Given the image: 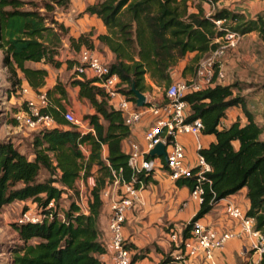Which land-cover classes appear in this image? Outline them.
<instances>
[{
    "label": "trees",
    "instance_id": "1",
    "mask_svg": "<svg viewBox=\"0 0 264 264\" xmlns=\"http://www.w3.org/2000/svg\"><path fill=\"white\" fill-rule=\"evenodd\" d=\"M71 1L0 0V49L4 63L21 74L18 83L34 90L46 84L47 69L27 66L28 62L72 70L82 48L106 47L113 54L107 63L110 73L118 75L126 85L121 91L135 103L133 87L145 92L146 77L167 86L179 60L191 52L203 55L215 50L218 45L214 39L223 36L226 29L240 36L256 30L264 40L261 15L246 19L242 13L216 7L217 0H94L83 13L99 19L105 32L68 36L74 57L61 60L59 46L68 27L53 13L56 8L67 9ZM204 3L210 6L209 14ZM27 4L30 7L23 8ZM219 19L224 21L217 27ZM189 68L185 66L184 71ZM217 72L216 68L213 86L184 97L190 105L188 120L200 119L202 133L213 134L215 140L198 152L211 171L206 174L209 181L204 183L199 209L182 227V237H187L192 224L221 199L246 187L250 203L247 215L255 218V227L264 238V140L260 139L264 124L255 122L245 99L234 94L235 84L217 81ZM71 78L70 82L58 79L52 88L45 89L50 104L42 113L51 115L56 125L32 130L31 157L10 140H0V209L15 201H30L42 216L38 223L14 222L21 244L13 248L7 264H106L100 258L107 252L99 227L108 202L102 191L112 185L115 175L131 180L128 154L123 149L131 129L122 112L109 104L104 89L93 83L94 78L78 75L75 70ZM68 84L77 87V98L93 109L83 115L88 131L64 119L61 101L69 103ZM239 105L246 122L236 119L220 128L227 110ZM42 170L47 173L44 178H40ZM89 177H93L90 186ZM137 177L145 183L150 179L144 173ZM78 180L88 187L87 212L77 200L81 194ZM175 184L192 190L193 178H180ZM64 197L70 200L67 208L60 205ZM128 247L136 249L131 243ZM149 249L134 252L132 262L144 258ZM174 250L171 244L159 264H184L171 255ZM258 264H264V252Z\"/></svg>",
    "mask_w": 264,
    "mask_h": 264
},
{
    "label": "built area",
    "instance_id": "2",
    "mask_svg": "<svg viewBox=\"0 0 264 264\" xmlns=\"http://www.w3.org/2000/svg\"><path fill=\"white\" fill-rule=\"evenodd\" d=\"M223 21L216 20V26L220 27ZM240 37L238 33L226 29L223 36L214 39L218 46L209 53V58L197 63L193 76L171 81L165 87V99L162 102L154 103L145 94L146 102L140 108L121 91L126 85L120 81L117 74L110 73L107 62H104L95 50L86 48L80 50L78 63L73 69L78 75L85 73L95 79L93 83L104 89L109 104L122 112L124 121L131 130L142 122L143 116L151 115L155 118L145 123L141 148L138 142H129L126 153L132 171L131 180L126 181L120 175H115L112 185L102 191V196L108 200L110 209L107 220L111 257L109 264H136L132 262L134 252L128 247L124 237L125 222L128 213L139 200V192L151 185L157 176L167 175L173 182L180 178L192 177L193 187L190 195L197 201H202L204 183L209 181L206 174L211 171V167L198 153L204 148L201 143L196 145V164L191 165L187 159L186 148L180 141L181 136L198 137L203 134V123L200 119L188 120L191 113L190 105L184 97L194 91L213 86L216 68L217 81H223L224 73L220 70L219 60L223 58L228 48L236 47ZM19 92L25 96L23 107L16 114L21 124L26 125L30 130L51 128L56 125L51 115L42 113V109L50 104L45 90H34L23 83L20 84ZM261 107L259 121L264 124V104H261ZM63 116L67 122L77 125L83 132L90 129L88 123L78 119L70 109L65 110ZM245 122L246 120L242 123ZM226 125L225 119H222L219 127ZM157 143L164 145L165 158L149 155V151ZM81 147L86 152L85 146ZM139 173L150 175L149 181L145 183L142 179H138ZM51 204L49 203V206ZM225 214L228 219L236 222L237 230L219 228L198 219L192 224L188 236L183 238L181 228L176 225L169 226L167 235L170 243L175 247V258L184 264H196L199 260L205 264H222L218 254L225 243L246 236L255 240L254 248L261 257L264 252V238L255 227V218L248 216L247 211L233 201L225 203ZM41 220L42 216L39 212L27 209L22 211L15 223L22 225L29 222L38 223ZM229 264L241 263L233 261Z\"/></svg>",
    "mask_w": 264,
    "mask_h": 264
},
{
    "label": "crops",
    "instance_id": "3",
    "mask_svg": "<svg viewBox=\"0 0 264 264\" xmlns=\"http://www.w3.org/2000/svg\"><path fill=\"white\" fill-rule=\"evenodd\" d=\"M215 5L218 8L226 7L231 11L242 13L246 19L255 18L259 14L264 20V0H217ZM203 7L209 14L211 11L210 6L204 3ZM192 10L195 9L192 8ZM96 27V34L105 32V27L97 18ZM249 34L259 35V32L256 30L251 31L245 35H242L241 37H248ZM262 44V49L264 51V42ZM227 50H229L231 53L226 54L225 52L223 58L219 60V67L220 70L224 73V79L222 83L230 84L232 82V78H234L233 72H230L233 63V59H231L230 56L234 55L236 49L234 47L228 48ZM95 51L104 62L108 63L113 59V54L106 47L96 49ZM101 52H104L105 55L103 56ZM256 52L255 54H253L252 60V64L255 67L261 65L262 61L260 54H256ZM208 56H210L209 53L201 55L191 52L186 54L172 68L171 80L175 81L177 79L190 78L194 75L197 63ZM38 66H42L47 69V77L54 75V79L53 81H50V83H47L46 77V84L44 85V87H42V89L52 88L59 73H62L63 71L73 72L74 70L73 68L72 70H66L64 66H62L61 68H53L43 64H39ZM185 66H189L192 68L184 71ZM146 83L151 87H155L154 82L147 77ZM72 89L74 95L77 96L78 88L72 87ZM244 96L242 97L245 99L246 107L252 114L254 121L261 124L259 121V114L262 110L261 104H264V88L260 90L252 88ZM61 102L63 111L68 109L71 110V108L75 109V105L66 103L64 100H62ZM92 112L93 109L90 107L89 110L85 113ZM224 119L228 125L234 122L236 119H239L241 122L247 120L240 105L229 108ZM84 122L88 123L86 120H84ZM144 128V122H141L140 124L134 126V128L131 130L130 137L126 138L123 141V149L125 150V152H127L130 141H134L136 139L142 141V132ZM260 139L264 140V132L261 133ZM214 140L215 136L213 134H201L198 137H180V141L186 148L187 159L189 160L191 165L196 164L195 159L197 143H201L203 147H207L209 143ZM103 153H106L105 148L103 149ZM78 182L82 183V180H78L77 184ZM87 184L89 186L93 184V177L88 178ZM246 192V187H243L237 193L221 199L206 215L200 218V220L205 222L206 224L214 225L219 228H230L237 230L238 227L236 225V222L229 220L227 218V215L225 214V203L227 201H233L247 211L250 203L246 197ZM199 206L200 202L191 197L190 190L187 187L176 186L175 182H173L169 177H167V175L164 174L157 176L155 182H153L151 185H148L146 189L141 190L139 192V200L135 202L132 210L128 213L124 227L125 239L128 243H131L134 247H136V249H133V252H136L137 250L144 247L150 248L146 256L136 261V264H159V262L163 258V254L169 252L171 247V243L167 235L168 227L171 225H183L188 223L198 211ZM84 211L87 212V208ZM109 212V204L106 201L100 215L99 227L102 230V239L105 242V247L107 250L105 254L100 256V258L103 259L107 264L111 262L109 251V234L107 231V220ZM254 243L255 240L247 236L231 239L226 242L223 248L219 251V260L222 264H229L233 261H237L242 264H245L246 261H252L254 262V264H258L261 257L254 248ZM156 249L159 251H156ZM171 255L175 257V251H173ZM196 264L205 263L199 260L196 262Z\"/></svg>",
    "mask_w": 264,
    "mask_h": 264
},
{
    "label": "rangeland",
    "instance_id": "4",
    "mask_svg": "<svg viewBox=\"0 0 264 264\" xmlns=\"http://www.w3.org/2000/svg\"><path fill=\"white\" fill-rule=\"evenodd\" d=\"M93 1L94 0H72L67 9H55L53 13L54 18L58 20V22H63L65 26L68 27V34L62 39V44L59 46V59L65 60L74 57L72 50H70L67 39L68 36H77L79 33H88L90 31L96 34V18L83 13L84 8ZM29 7L30 5L27 4L23 8ZM263 42L260 35L257 34H249L248 37H240L238 40L234 55L230 56V58L233 59L230 72H233L234 75L231 83L235 84V94L244 96L252 88L258 90L264 88ZM255 52L256 54H260L262 60L261 65L256 67L252 64L253 54H255ZM101 53L103 56L105 55L104 52ZM229 53L231 52L226 50V54ZM78 55L79 54L76 55L77 58ZM207 58L209 57H205L204 59ZM26 65L34 67L39 64L28 62ZM71 74L72 71H63L57 75L56 80L61 79L63 82H70ZM20 76V73L14 72L4 63V52L0 49V140H10L20 152L30 157L31 141L34 133L26 125L21 124L16 118V114L22 109L25 100V96L19 92L21 83H18V80ZM50 77H47V83L53 81L54 75ZM154 86L155 87H151L148 84V88L143 93L148 95V99L154 103L162 102L165 99L166 86H159L155 83ZM67 91L70 99L69 104L75 105V109L71 108L72 112L78 119L83 120V115L89 110L90 105L87 101L78 99L73 93L72 86L69 84L67 85ZM154 119L155 118L151 115H145L143 116L142 122L146 123ZM134 141L139 143L140 148L142 147L143 141L137 139ZM45 176H47V173L42 170L40 178H44ZM78 186L80 187L81 194L77 200L81 209L84 211L87 208L88 187L83 186L81 182H78ZM115 192H117L116 189ZM69 201V199L64 197L60 202L62 208H67ZM27 209L33 211L35 210V205L30 201H15L8 205H4L0 209V264H7L11 258L13 248L21 244V240L18 239L13 224L22 211ZM184 225L185 224H180L176 226L182 229ZM247 262L248 261H246V263Z\"/></svg>",
    "mask_w": 264,
    "mask_h": 264
},
{
    "label": "water",
    "instance_id": "5",
    "mask_svg": "<svg viewBox=\"0 0 264 264\" xmlns=\"http://www.w3.org/2000/svg\"><path fill=\"white\" fill-rule=\"evenodd\" d=\"M133 92L135 95V104L138 108L143 107L146 102V97L143 92L133 87ZM149 155L151 157H163L165 158L164 145L162 143H157L150 151Z\"/></svg>",
    "mask_w": 264,
    "mask_h": 264
}]
</instances>
